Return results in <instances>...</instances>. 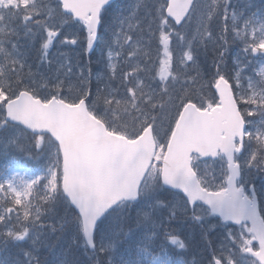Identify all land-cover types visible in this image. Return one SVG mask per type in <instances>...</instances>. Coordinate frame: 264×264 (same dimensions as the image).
<instances>
[{"label":"rangeland","instance_id":"rangeland-1","mask_svg":"<svg viewBox=\"0 0 264 264\" xmlns=\"http://www.w3.org/2000/svg\"><path fill=\"white\" fill-rule=\"evenodd\" d=\"M231 1L197 0L189 20L176 28L165 18L161 0H118L102 15L88 68L84 25L63 14L58 0H0V241L17 249L21 264H43L34 252L45 239L57 241L50 264H67L65 247L81 225L72 219L58 228L69 212L61 195L58 146L48 135L4 121L2 89L9 84L43 101L74 103L85 95L89 111L110 130L139 133L150 124L164 150L184 102L216 103L213 87L223 76L246 122L244 148L236 156L239 184L247 193L253 187L264 217V11L256 7L264 3L255 0L247 15L241 9L232 18ZM234 40L239 45L230 49ZM194 159L205 188L225 186L223 157ZM158 181L159 166L138 203L99 224L98 252L116 264H193L190 234L204 230L208 253L201 264H212L214 257L225 264H256L245 252L256 248L248 225L222 224L200 204L189 210L181 194L167 193Z\"/></svg>","mask_w":264,"mask_h":264},{"label":"water","instance_id":"water-1","mask_svg":"<svg viewBox=\"0 0 264 264\" xmlns=\"http://www.w3.org/2000/svg\"><path fill=\"white\" fill-rule=\"evenodd\" d=\"M112 0H60L63 11L85 22L86 54L96 45L99 14ZM193 0H168L166 15L176 25L186 17ZM256 53V50H254ZM219 104L199 109L187 102L180 112L162 160L161 182L181 191L191 207L201 201L223 222H248L259 244L248 250L264 264V221L255 196L250 200L243 188L236 186L240 176L235 152L242 148L245 123L229 83L220 77L215 84ZM5 118L34 133H49L59 144L63 161L62 188L71 206L82 218L85 241L94 249L96 222L121 200L133 201L154 158L155 143L151 127L134 140L109 132L87 110L85 100L69 105L55 97L47 103L21 91L5 105ZM239 139L236 148L235 140ZM218 151L227 161V187L207 191L199 184L191 168L192 154L216 158ZM214 264H221L216 259Z\"/></svg>","mask_w":264,"mask_h":264},{"label":"trees","instance_id":"trees-1","mask_svg":"<svg viewBox=\"0 0 264 264\" xmlns=\"http://www.w3.org/2000/svg\"><path fill=\"white\" fill-rule=\"evenodd\" d=\"M240 1L241 0H232L231 1L232 4L230 5V7H231V12H232V18H235L236 16H238V5L241 3ZM260 1H262L264 3V0H260ZM254 2H255V0H249V1H247V3L246 2H244V3L248 6H250V8H252V7H255L256 2L255 3ZM256 7L260 8V10L264 11V5H257ZM235 42L238 43L237 41H235ZM214 60H215V62H218L219 58L214 59ZM14 84H18V83H14ZM5 92H8L9 94H11L13 91H5ZM10 96H12V95H9L8 97H10ZM65 204L67 205V202ZM72 219H77V216L72 210H69V212L63 218L62 223L60 226H58V228H62L64 226L68 225ZM205 235H206V233H203L201 231L200 237H195L194 241L190 243L191 246H194L196 248L195 251L192 250V252H191L193 261L196 262V264L203 263L204 260L206 259V255L208 253L207 249L205 247V241H204ZM67 244L70 245L69 248H68V246L65 247L67 250L68 256H72V254H71L72 252H77L79 254V258L75 264H108L105 258H102V262L101 261L97 262V253H94V254L88 253L85 246L82 244L80 237H78L76 239H72L71 241H68ZM73 247H78V249L76 251H73L71 249ZM0 249H2L0 251V255L7 257L10 261L14 262L15 264H21L22 255L17 251V249L15 247L7 246V242L1 241L0 242ZM85 257H87V259ZM88 258L91 260H89ZM72 261H73V259H67V264H73Z\"/></svg>","mask_w":264,"mask_h":264},{"label":"bare ground","instance_id":"bare-ground-1","mask_svg":"<svg viewBox=\"0 0 264 264\" xmlns=\"http://www.w3.org/2000/svg\"><path fill=\"white\" fill-rule=\"evenodd\" d=\"M241 3L238 5V12L241 10V9H244L243 11V14L247 15L248 14V11L250 10H253V7L250 8V6L246 5L244 2L240 1ZM246 11V12H245ZM245 12V13H244ZM238 43H236L235 41L231 42L230 44V49H234L236 47H238ZM213 57V55H212ZM219 60L218 62H215L216 64H219L221 62V59L220 57H218ZM213 59H217L215 56L213 57ZM230 63L228 62V65ZM224 69L226 71H229V68L227 66H224ZM141 99L138 100V102L140 101ZM140 104H144L143 102H140ZM164 220L167 222V225L168 227H172L174 225V220L172 218H170L169 216L165 217ZM201 231L203 233H205L204 230H199L197 235H194V234H190V241L193 242L195 237H200L201 235ZM158 239H160V235L157 236ZM120 239L117 240L118 243V247H119V251H121V249L123 248V244L122 241L120 242ZM56 242L57 241H54V240H50V239H45L44 242L40 243L39 247L36 249V251L34 252V256L36 257V259H38L41 263L43 264H50V261H51V257H52V252L54 251L55 249V245H56ZM65 252V259H73L72 263L75 264L79 258V254L77 252H72V256H68L67 255V251H64ZM119 256V255H118ZM117 256V257H118ZM190 256H192V253H190ZM87 259V257H85ZM102 258H105L107 263L108 264H116L113 260V257H111L110 255H108L105 251L104 252H98L97 251V262L98 261H101L102 262ZM89 259V258H88ZM91 260V259H89ZM84 263V262H83Z\"/></svg>","mask_w":264,"mask_h":264}]
</instances>
